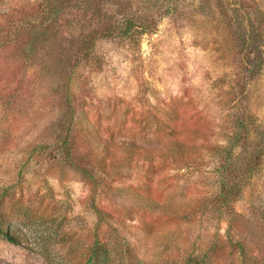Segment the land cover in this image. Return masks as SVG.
I'll list each match as a JSON object with an SVG mask.
<instances>
[{
  "label": "rangeland",
  "instance_id": "rangeland-1",
  "mask_svg": "<svg viewBox=\"0 0 264 264\" xmlns=\"http://www.w3.org/2000/svg\"><path fill=\"white\" fill-rule=\"evenodd\" d=\"M45 3L0 0V264L97 238L264 264V0ZM104 12L157 27L103 37Z\"/></svg>",
  "mask_w": 264,
  "mask_h": 264
},
{
  "label": "trees",
  "instance_id": "trees-1",
  "mask_svg": "<svg viewBox=\"0 0 264 264\" xmlns=\"http://www.w3.org/2000/svg\"><path fill=\"white\" fill-rule=\"evenodd\" d=\"M45 8L42 10L43 14H48L56 10V6L52 3V0H45ZM103 17L108 18L107 21L103 22L100 36L110 37L119 36L126 37L130 35H139L147 32H154L157 24L153 20H148L142 16L126 15L123 14L120 17L113 16L112 14H106L104 12ZM88 39V40H87ZM95 41V38H83L82 48L80 57L88 58L94 53L91 42ZM243 131L235 130L232 136L231 143L241 139L243 137ZM171 149L173 151L184 150L186 146L184 142L173 140L170 141ZM173 146V147H172ZM169 150L171 151V149ZM153 150V148H151ZM156 151V149H154ZM158 150H161L158 148ZM252 157V155L250 156ZM249 157V158H250ZM251 160V158H250ZM97 213L100 214L102 211L97 209ZM14 237V234H10ZM117 239H95L93 243L88 244L84 247V250L80 253H74L75 264H220L214 258H210V255L206 252L203 253H185L182 256L164 255L161 253L151 254H136L132 251L130 246L126 243L122 248H118ZM241 257L242 253L239 252ZM219 257V256H218ZM72 260V259H70ZM68 260L67 262H69ZM242 261V258H240ZM217 261V263H215ZM240 262V261H239ZM241 264V263H240Z\"/></svg>",
  "mask_w": 264,
  "mask_h": 264
}]
</instances>
